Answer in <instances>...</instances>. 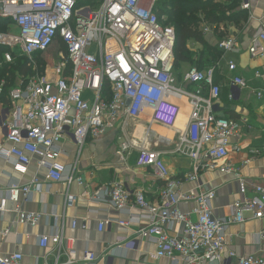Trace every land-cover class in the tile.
Returning a JSON list of instances; mask_svg holds the SVG:
<instances>
[{
    "label": "built area",
    "instance_id": "2783aa9c",
    "mask_svg": "<svg viewBox=\"0 0 264 264\" xmlns=\"http://www.w3.org/2000/svg\"><path fill=\"white\" fill-rule=\"evenodd\" d=\"M156 2L0 0V17L13 21L6 32H0V49H10L2 54V60L12 62L11 52L18 49L35 70L8 91L11 104L1 123L4 135L0 136V156L20 174L27 173L31 164L45 169L50 183L65 185L67 206L76 200L69 193V186L83 185L85 180L77 169V161L65 164L60 160L63 142L70 141L80 151L88 138L117 132L119 152L130 154L136 150V168L151 170L163 185L155 203L147 199L141 188L130 192L121 183L105 185L103 195L114 209L128 210L132 202L144 212L115 222L129 226L146 220L147 225L140 227L138 233L154 242L155 258L183 264H222L227 227L243 221L245 213L254 220L264 219V183L246 182L239 168L227 161L229 146L241 149L238 143L230 144V139L239 138L242 124L213 109L220 95V85L214 82V66H191L176 75L175 31L167 24L166 15L157 14ZM241 6L245 8L248 2ZM201 27L204 34L215 28L206 23ZM217 31L223 29L218 26ZM217 47L232 53L238 50V43L228 35L218 41ZM247 52L251 58L264 55V29L251 37ZM35 58L44 61L42 71ZM225 70L231 74L230 84L247 86L233 58L226 59ZM255 76L264 81L259 71ZM105 84L110 87L108 94ZM256 96L262 98V92ZM182 102L186 104L184 113ZM182 114L186 117L185 127L176 133L170 152L188 158L192 166L189 172L172 179L162 160L166 151L149 149L139 144L141 140L135 142L133 134L127 135V125L149 115L153 123L172 129ZM144 128L147 133L150 131L148 126ZM206 169H218L238 181L242 197L231 204L228 217L218 218L212 212L214 188L180 190L184 183L198 182L200 172ZM40 187L36 176L26 183H11L0 197V212L6 209L7 202H14L17 222L34 226L41 214L21 210L20 203L28 202ZM190 202L195 204L190 212L180 209L181 203ZM110 221L99 222V230ZM176 223L181 224L182 230L170 235L165 227ZM73 225H77L76 220ZM9 233L5 229L0 235L7 240ZM260 238L264 239V230ZM71 242L63 235L62 227L39 238L40 247L65 244L68 254L73 253ZM228 257L234 259L230 264H264V252L237 256L229 251ZM22 259L18 251L0 252V264H22ZM96 259L91 251H85L82 258L84 262Z\"/></svg>",
    "mask_w": 264,
    "mask_h": 264
},
{
    "label": "crops",
    "instance_id": "0c3cea01",
    "mask_svg": "<svg viewBox=\"0 0 264 264\" xmlns=\"http://www.w3.org/2000/svg\"><path fill=\"white\" fill-rule=\"evenodd\" d=\"M244 1L248 2L245 8L241 6ZM238 8L245 15L242 21L238 24L220 23L219 27L223 32L212 31L206 34L213 44L218 43L223 37L220 34L223 33L224 36L235 37L238 43L237 51L223 52L220 56L218 64L222 65V69L215 76L220 85V95L214 106L218 115L229 116L242 124L239 138L230 139V144L238 143L241 149L233 150L229 146L227 161L239 168L246 182L264 183V81L255 76V72L259 71L264 77V55L251 58L247 52L251 37L260 29H264V0H238ZM206 25L213 26L207 23ZM227 58L236 61L238 74L246 80V87L238 88L230 84L231 74L225 70ZM18 79H22V75L16 72V83ZM3 84L4 82L0 81L2 87ZM18 84L19 82L16 85ZM259 91L262 92V98L256 96ZM8 104V96L0 97V136L4 135L1 123L9 108ZM185 105V102L181 103L183 113L186 111ZM185 123L186 117L182 114L169 135L158 136L155 141L156 150L162 151L157 147L161 144H164L162 147H171L164 150L166 153L162 155V160L172 179L189 172L192 166L188 158L170 152L176 133L184 129ZM62 148L60 160L65 164L77 161V169L85 180L83 185L74 183L69 186V193L75 195L76 200L67 206L65 185L50 183L45 169L31 164L27 173L20 174L12 169L10 162L0 156V197L5 195L11 183H26L34 176L41 183V189L34 191L28 202L20 203L21 210L41 214L37 224L30 226L18 223L14 202H7L6 209L0 212V232L10 230L7 240L0 235L1 253H22V264H183L168 258L154 257V242L138 233L140 227L147 225L146 220L129 226H120L115 222L117 219H127L130 214L139 216L144 213L141 209L131 202L128 210L119 212L113 208L109 198L103 195L105 185L121 183L130 192L141 188L147 199L155 203L163 181L149 169L131 166L136 157V150L130 154L120 153L117 132H110L98 139L88 138L80 151L70 141L63 142ZM252 150H257L258 153H251ZM201 186L216 190L210 205L218 218L228 217L231 204L242 197L237 179L221 173L218 169L201 171L198 182L184 183L180 190L198 192ZM194 205L193 202L181 203L180 209L190 212ZM191 217L195 218L194 215ZM244 218L241 222L230 224L226 229L227 246L223 252L222 264L234 262L233 258L228 257L229 251H233L237 256L264 252V239L260 238V233L264 230V219L254 220L250 213H245ZM75 220L76 226L73 225ZM104 220L111 221L100 231L98 224ZM57 227H62L63 235L72 239V254L65 250V244L61 247L39 246V238L53 234ZM165 228L170 235H178L182 230L181 224L178 223L166 225ZM85 251L93 252L97 259L94 262H84L82 258Z\"/></svg>",
    "mask_w": 264,
    "mask_h": 264
},
{
    "label": "trees",
    "instance_id": "16d2710c",
    "mask_svg": "<svg viewBox=\"0 0 264 264\" xmlns=\"http://www.w3.org/2000/svg\"><path fill=\"white\" fill-rule=\"evenodd\" d=\"M155 8L159 16H167V24L171 25L175 31V67L179 63H192L196 53L191 50V45L199 44L201 50L198 52L196 60L197 68L204 69L207 66H214V82L217 83L215 76L222 69V65L218 63L223 51L217 47V43L213 44L206 37L201 25L203 23L213 25L215 26L213 31H217L220 23L238 24L245 17L243 11L238 8V0H157ZM12 22L11 18L0 17V32H6ZM220 35L224 36V33ZM8 50L10 49H0V81L4 82L1 98H7L8 91L16 86L14 80L16 72L22 75V80L35 73L33 65L18 49L11 52L12 62H3L2 54ZM203 56L207 62H210L209 65L201 66ZM35 61L38 69L42 71L45 65L44 61L40 58H35ZM109 88L108 84H105L106 94L109 93ZM10 104L9 101V107Z\"/></svg>",
    "mask_w": 264,
    "mask_h": 264
},
{
    "label": "rangeland",
    "instance_id": "374dc122",
    "mask_svg": "<svg viewBox=\"0 0 264 264\" xmlns=\"http://www.w3.org/2000/svg\"><path fill=\"white\" fill-rule=\"evenodd\" d=\"M191 50H193V52L196 53L194 56L193 62L192 63H189V62L179 63V65L177 67H175L176 75H181L182 72H184L187 68H189L191 66H195V67L198 66L196 63V60L198 57V52L201 50V46L199 44H192ZM204 58L205 57L203 56L201 66L209 65L210 62H207ZM21 80L22 79H18V81L17 80L16 81H17V83L18 82L20 83ZM147 126L150 128V131H148V133H147V129L144 128ZM133 128H134V130H133ZM153 129L155 130V132ZM170 131H171V129L164 128L158 124L157 125H151V127H150L149 126V118L147 116H142L137 120L130 121L129 126L127 125V132H128L127 135H129V137H131L133 134V140L135 142H136V139L141 140V141H139L140 142L139 144H142L143 146L148 147L149 149H154L156 147L155 141L157 140L156 138H158V136H162L164 134H167V136H168ZM146 133H147V137L145 135ZM149 142H150V144H149ZM148 144H149V146H148ZM163 145L164 144L157 145V147L159 149H162V150H169L171 148L170 146L162 147ZM135 158H134V163H131V166H135Z\"/></svg>",
    "mask_w": 264,
    "mask_h": 264
},
{
    "label": "bare ground",
    "instance_id": "6f19581e",
    "mask_svg": "<svg viewBox=\"0 0 264 264\" xmlns=\"http://www.w3.org/2000/svg\"><path fill=\"white\" fill-rule=\"evenodd\" d=\"M147 117L149 118V116H147ZM149 122H150L151 125H156V123H153L152 120H150V118H149Z\"/></svg>",
    "mask_w": 264,
    "mask_h": 264
},
{
    "label": "water",
    "instance_id": "95a60500",
    "mask_svg": "<svg viewBox=\"0 0 264 264\" xmlns=\"http://www.w3.org/2000/svg\"><path fill=\"white\" fill-rule=\"evenodd\" d=\"M213 109H214V111L216 112V110H217L216 106H214V108H213Z\"/></svg>",
    "mask_w": 264,
    "mask_h": 264
}]
</instances>
